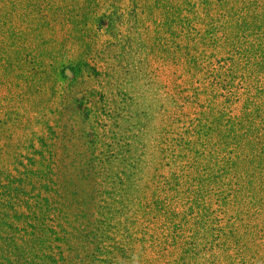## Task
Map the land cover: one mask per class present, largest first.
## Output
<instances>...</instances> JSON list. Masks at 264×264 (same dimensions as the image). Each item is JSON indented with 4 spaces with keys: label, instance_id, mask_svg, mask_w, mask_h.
Segmentation results:
<instances>
[{
    "label": "rangeland",
    "instance_id": "1",
    "mask_svg": "<svg viewBox=\"0 0 264 264\" xmlns=\"http://www.w3.org/2000/svg\"><path fill=\"white\" fill-rule=\"evenodd\" d=\"M164 2L30 0V80L2 92L0 264H264L243 71L216 11L179 24Z\"/></svg>",
    "mask_w": 264,
    "mask_h": 264
},
{
    "label": "trees",
    "instance_id": "2",
    "mask_svg": "<svg viewBox=\"0 0 264 264\" xmlns=\"http://www.w3.org/2000/svg\"><path fill=\"white\" fill-rule=\"evenodd\" d=\"M165 1L163 7L169 9L179 24L186 22L182 17L184 13H195L201 7L210 13H218L220 23L217 28L211 25L213 20L210 18V35L216 31L222 34L223 42L232 50L233 66L240 65L243 71L239 81L246 103L244 112L236 115V122L244 136L252 134L247 143L255 144L260 171L264 173V0ZM30 6V0H0V132L18 122V113L14 109L16 100L10 95L2 98L4 90L14 87L6 78L21 75L22 79L30 80L27 74V67L32 63V50L27 45ZM42 25L43 22H39L36 29ZM36 51L42 57V46ZM4 108L10 110L3 113ZM244 129H252L253 133Z\"/></svg>",
    "mask_w": 264,
    "mask_h": 264
}]
</instances>
